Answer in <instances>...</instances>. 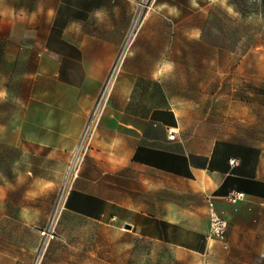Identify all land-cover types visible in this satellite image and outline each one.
<instances>
[{"label": "crops", "instance_id": "0c3cea01", "mask_svg": "<svg viewBox=\"0 0 264 264\" xmlns=\"http://www.w3.org/2000/svg\"><path fill=\"white\" fill-rule=\"evenodd\" d=\"M132 1L35 0L31 4L0 0V91L6 92L0 98V147L18 148L19 160L29 152L71 153L77 147L124 38ZM49 10L55 13L51 18ZM143 29L135 34L134 47L118 70L110 100L93 128L80 176L65 196L64 212L117 221L122 210L131 209L142 220L136 225H178L185 232L180 238L155 228L143 233L173 244L185 256L194 247L188 233L200 231L172 220L169 212H142L139 197L125 195L174 187L180 193L214 198L215 208L223 216L227 208L223 197L242 191L240 179L263 181L242 172L239 154H220L216 141L205 148L203 137L184 129L187 119L181 109L164 101H148V83L156 81L153 73L164 65L166 49L149 48L151 37L145 34L151 29ZM171 129L176 131L174 139L167 137ZM230 159L235 163L231 165ZM21 176L6 179L0 170V210L4 211L0 218L13 226L33 222L28 187L17 180ZM23 209L30 218L22 216ZM206 219L208 229L207 209ZM13 247L24 248L20 241ZM22 258L17 252L11 264H20Z\"/></svg>", "mask_w": 264, "mask_h": 264}, {"label": "rangeland", "instance_id": "374dc122", "mask_svg": "<svg viewBox=\"0 0 264 264\" xmlns=\"http://www.w3.org/2000/svg\"><path fill=\"white\" fill-rule=\"evenodd\" d=\"M137 14L139 23L129 33ZM126 26L118 70L134 47L137 31L149 27L148 47L165 46L163 64L174 63L175 68L167 78L148 83V101L181 109L187 119L184 129L203 137L205 148L216 141L220 154H239L244 159L242 172L264 182V0H133ZM111 94L112 90L105 106ZM239 143L248 149L241 150ZM76 149L29 152L19 160L18 148L0 147V170L13 180L22 173L17 180L28 187L33 215V222L23 226L0 218V264H11L17 252L23 255L20 264H29L39 239L36 229L45 225L52 207L63 202L80 176L83 153L75 166L71 164ZM74 168L78 173L72 179ZM45 182L52 187L41 192ZM255 190L264 192L261 184ZM32 192L38 195H29ZM125 197H139L142 212H169L172 220L200 231L188 233L193 250L183 256L173 244L146 236L143 231L154 228L176 238L185 232L178 225H136L142 220L131 209L122 210L117 221H97L63 208L55 226L57 236L48 243L40 264H264V197L246 195L235 204L225 201V233L209 245L202 238L208 232L206 198L199 193L160 186ZM19 241L24 247L20 251L13 247Z\"/></svg>", "mask_w": 264, "mask_h": 264}, {"label": "built area", "instance_id": "2783aa9c", "mask_svg": "<svg viewBox=\"0 0 264 264\" xmlns=\"http://www.w3.org/2000/svg\"><path fill=\"white\" fill-rule=\"evenodd\" d=\"M123 56L124 49L120 48L113 58V61L108 69L107 75L97 93L96 99L94 101L90 113V117L81 132L79 143L75 152L77 156H80L81 153H83L82 155H84V152H86L90 146L91 138L93 135V128L95 127L97 119L101 115L105 103L109 98L110 92L112 90V81H114L116 78L118 67L123 59ZM175 133L176 131L171 129L167 133L168 139H174ZM229 163L232 165L235 163V160L230 159ZM77 173V169L74 168L71 172L72 179L77 176ZM245 196L246 194L243 191H231L226 194L223 198L227 203L235 204L238 201L244 199ZM64 200L63 202H61V200L57 201V203L50 210L45 225L36 229L39 234V239L38 243L33 249L32 257L29 264H40L48 243L51 239L57 236L55 226L60 215L61 209L64 208ZM206 209L208 217V232L205 235V242L209 245L212 240L221 239L223 237L226 230V220L217 211V209L215 208L214 201L210 196H206Z\"/></svg>", "mask_w": 264, "mask_h": 264}, {"label": "clouds", "instance_id": "9594fccd", "mask_svg": "<svg viewBox=\"0 0 264 264\" xmlns=\"http://www.w3.org/2000/svg\"><path fill=\"white\" fill-rule=\"evenodd\" d=\"M174 11H175V9H174ZM54 15H55L54 11L49 10L48 16L51 18ZM96 15L99 17L101 14L99 12H97ZM196 34L197 35L199 34V31L198 30H196ZM174 68H175L174 63H165L158 71H156V72L153 73V79L159 80V78L162 75H165V74L171 72ZM5 96H6V92L0 91V98H4ZM29 175H31V173H29ZM51 187H52V183L51 182H45L44 184H42V186L40 187V189H41V192H43L46 189H49ZM29 195L35 197V196L38 195V193L37 192H32V193H29ZM36 214H38V211H37ZM22 216H24L26 218H30L29 212H28L27 209H23L22 210Z\"/></svg>", "mask_w": 264, "mask_h": 264}, {"label": "trees", "instance_id": "16d2710c", "mask_svg": "<svg viewBox=\"0 0 264 264\" xmlns=\"http://www.w3.org/2000/svg\"><path fill=\"white\" fill-rule=\"evenodd\" d=\"M241 150L246 151L248 147L244 145H238ZM241 163H244V159L240 156ZM261 184L264 188V182H256V181H249L247 179H240V183H238V187L241 188L243 192H247L250 194H258L264 197V192H258L255 190V186Z\"/></svg>", "mask_w": 264, "mask_h": 264}, {"label": "bare ground", "instance_id": "6f19581e", "mask_svg": "<svg viewBox=\"0 0 264 264\" xmlns=\"http://www.w3.org/2000/svg\"><path fill=\"white\" fill-rule=\"evenodd\" d=\"M138 23H139V15L137 14L136 17L134 18V20L132 21V25H131V29H130V32L129 33H132L133 27L134 26H137ZM77 162H78V157H77V154H76V155H74V157L72 159V163H71L72 164V167L75 166L77 164Z\"/></svg>", "mask_w": 264, "mask_h": 264}, {"label": "water", "instance_id": "95a60500", "mask_svg": "<svg viewBox=\"0 0 264 264\" xmlns=\"http://www.w3.org/2000/svg\"><path fill=\"white\" fill-rule=\"evenodd\" d=\"M126 228H130V224L129 223H125V225H124Z\"/></svg>", "mask_w": 264, "mask_h": 264}]
</instances>
